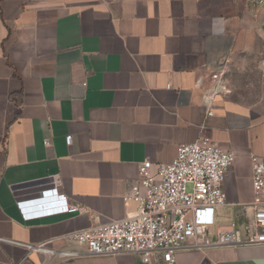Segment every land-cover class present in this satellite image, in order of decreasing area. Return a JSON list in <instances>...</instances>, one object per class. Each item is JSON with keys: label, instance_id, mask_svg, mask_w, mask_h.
<instances>
[{"label": "crops", "instance_id": "0c3cea01", "mask_svg": "<svg viewBox=\"0 0 264 264\" xmlns=\"http://www.w3.org/2000/svg\"><path fill=\"white\" fill-rule=\"evenodd\" d=\"M200 138L234 156L209 233L241 229L251 218V157L264 163V5L0 0V264H47L28 247L61 248L70 233L126 218L139 164L172 162ZM52 184L83 210L38 198ZM175 259L264 264V245L189 246ZM52 264L145 263L120 254Z\"/></svg>", "mask_w": 264, "mask_h": 264}, {"label": "built area", "instance_id": "2783aa9c", "mask_svg": "<svg viewBox=\"0 0 264 264\" xmlns=\"http://www.w3.org/2000/svg\"><path fill=\"white\" fill-rule=\"evenodd\" d=\"M250 2L264 5V0ZM221 77V72L210 77L213 86L204 95L208 105L218 95ZM211 115L209 109L207 116ZM232 161L233 153L222 150L209 138L182 144L172 162L154 166L145 160L139 164L137 179L125 197L135 204L129 216L70 233L63 237L66 245L61 248H51L50 242L28 248L44 255L47 264L120 254H138L145 264L151 260L157 264H175L176 252L189 246L264 245V163L256 156L250 160L253 197L245 208V212L251 211L250 220L241 229L232 223L214 236L209 233L216 223V210L226 203L222 184ZM57 192L52 184L41 189L38 198L54 195L61 212L83 210L69 204ZM199 237L205 238L204 244L198 245Z\"/></svg>", "mask_w": 264, "mask_h": 264}]
</instances>
